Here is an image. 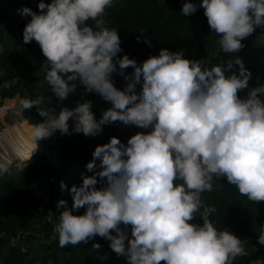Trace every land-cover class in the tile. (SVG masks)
<instances>
[{"label":"clouds","instance_id":"obj_1","mask_svg":"<svg viewBox=\"0 0 264 264\" xmlns=\"http://www.w3.org/2000/svg\"><path fill=\"white\" fill-rule=\"evenodd\" d=\"M112 3L40 0L39 11L18 9L30 17L23 42L34 40L46 58L40 69L49 93L62 102L78 81L84 93L97 94L111 105L97 119L88 99L58 110L48 95L20 99L23 108L35 105L43 118L32 126L34 145L57 131L71 134L69 121L71 132L85 136H96L102 126L116 121L150 129L136 132L126 143L110 137L93 150L85 165L92 174L82 172L79 186L60 182L71 204L58 200L52 239L63 248L100 236L126 264H233L236 257L249 255L248 240L226 226L218 228L210 219L216 208L205 204L201 194L212 191L213 182L223 177L248 200L264 201V82L249 86L251 72L239 55L211 67L204 58L190 59L184 50L166 47L139 64L127 54L118 56L117 28L104 20ZM198 7L225 54L239 53L245 37L264 29V0H183L180 13L189 16ZM139 33L138 41L144 37L150 43ZM129 66L133 71L125 75ZM117 68L127 81L122 89L110 78ZM15 83V78L5 80L0 89ZM24 161L16 167L22 168ZM196 216L202 224L190 222ZM256 239L264 246V222ZM250 264H264V259Z\"/></svg>","mask_w":264,"mask_h":264},{"label":"trees","instance_id":"obj_2","mask_svg":"<svg viewBox=\"0 0 264 264\" xmlns=\"http://www.w3.org/2000/svg\"><path fill=\"white\" fill-rule=\"evenodd\" d=\"M39 2L0 0V72H3L0 83L13 78L16 80L10 88L0 89V105L10 100L5 106H0V138L6 133L0 141L11 132L8 124L14 120L27 143V150L22 155L11 158L8 157L22 150L24 141L9 137L2 145L7 153L6 157L1 154L2 160L16 161L4 164L3 169L7 170L0 173V264H126L125 259L117 256L109 248V242L100 236H95L86 244L81 242L75 246L58 247L57 241L52 239V222L58 212V200L67 199L71 204L67 187L73 184L79 186L82 172L92 174L85 169V165L92 160V152L97 145L106 143L112 136L126 143L136 132L150 129L116 121L102 126V132L96 136H85L71 132L69 121L71 134L61 135L57 131L53 136L37 141V153V146L32 143L31 129L43 118L37 113L35 105L23 108L19 98H14L17 95L21 99H31L37 95L51 96L52 105L57 110L60 106L71 108L76 101L88 99L93 103L92 111L97 119L103 110L111 106L97 94L84 93L78 81L77 89L62 102L49 93L40 69V64L46 58L34 40L23 42L22 30L30 17L25 18L18 12L22 6L39 11ZM193 2L198 4L199 0ZM45 3H50V0H45ZM182 3L183 0H113L112 5L105 9L104 20L108 27L117 28L122 49L117 55L127 54L139 64L150 54L156 55L160 48L166 47L170 51L184 50V56L190 59L204 58L209 67L239 55L251 72L249 86L264 82V29L256 28L245 37L242 40L245 46L239 53L225 54L217 43L219 37L211 33L203 9L198 7L194 13L183 16L180 13ZM87 23L94 26L92 20ZM140 31L151 39L150 43L146 44L144 37L137 40ZM236 67L228 71H234ZM132 71L129 66L125 69V75ZM110 78L117 88L122 89L127 83L118 68ZM30 156L34 157L31 159ZM17 157L25 160L24 165L27 163L24 168L16 167L19 161ZM97 179L96 186L100 187V180ZM61 181L67 186L64 190L60 188ZM201 197L205 204L215 206L216 212L210 214V219L218 228L226 226L240 239L248 240L246 247L249 255L236 257L233 264H250L258 257L264 259V246L256 239L258 226L264 222V201L255 203L248 200L223 177L214 181L212 191L202 193ZM80 212H83V208ZM190 222L202 224L198 216ZM18 236H22L19 243L11 245L10 239H17ZM94 243L100 247L93 248Z\"/></svg>","mask_w":264,"mask_h":264},{"label":"rangeland","instance_id":"obj_3","mask_svg":"<svg viewBox=\"0 0 264 264\" xmlns=\"http://www.w3.org/2000/svg\"><path fill=\"white\" fill-rule=\"evenodd\" d=\"M15 98V97H14ZM14 98H12L11 100H13ZM18 98V97H17ZM7 102H4V104L2 103L1 105H3V106H5V104H6ZM0 105V106H1ZM2 106V107H3ZM1 107V108H2ZM0 119H1V114H0ZM22 120V119H21ZM23 121V123H25L24 122V120H22ZM8 128L10 129V130H12L11 131V133L6 137L5 136V138H4V140L6 139V141H8V138L10 137V138H17V139H21V140H23V138L24 137H22L21 136V132H22V130H21V128H19V126H18V124L14 121V120H12L9 124H8ZM0 131H1V129H0ZM24 141V140H23ZM26 143V142H25ZM26 147V146H25ZM0 153L2 154V155H4V157H6V155H7V153L2 149L1 150V148H0ZM1 159V158H0ZM17 159L18 160H20L18 157H17ZM15 161H16V159H15ZM15 161H3L2 159H1V162H0V168H3V165L4 164H8V163H11V162H15ZM27 165V163L22 167V168H24L25 166ZM6 169V168H5ZM7 170V169H6ZM19 243V242H18ZM17 245V244H16Z\"/></svg>","mask_w":264,"mask_h":264},{"label":"bare ground","instance_id":"obj_4","mask_svg":"<svg viewBox=\"0 0 264 264\" xmlns=\"http://www.w3.org/2000/svg\"><path fill=\"white\" fill-rule=\"evenodd\" d=\"M15 98H17V97H15ZM8 101H10V100H7L6 102H8ZM6 127V126H5ZM12 131V130H11ZM11 133V132H10ZM10 133H8L7 135H6V137L10 134ZM6 134V133H5ZM4 134V135H5ZM21 134V133H20ZM3 135V136H4ZM2 136V137H3ZM21 136L23 137V135L21 134ZM1 137V138H2ZM0 138V139H1ZM5 138V137H4ZM4 138H3V140L2 141H0V148H1V150L3 149L4 151H5V146H2V145H4L7 141H6V139L4 140ZM23 140H24V145H23V148H22V150L21 151H19V152H16V153H14L12 156H10V157H8V158H11V157H15V156H20V155H22L26 150H27V143H25L26 142V140H25V138H23ZM26 146V147H25ZM34 154V152L32 153V155ZM31 155V156H32ZM30 156V157H31ZM0 158H1V153H0ZM7 158V159H8ZM2 159V158H1ZM1 159H0V162H1ZM30 159V158H29Z\"/></svg>","mask_w":264,"mask_h":264},{"label":"built area","instance_id":"obj_5","mask_svg":"<svg viewBox=\"0 0 264 264\" xmlns=\"http://www.w3.org/2000/svg\"><path fill=\"white\" fill-rule=\"evenodd\" d=\"M11 163H13V162H11ZM18 237L19 238H17V239L16 238H11L10 239V244L15 246L17 244V242L20 241V239L22 238V236H18ZM23 251H25V249H23Z\"/></svg>","mask_w":264,"mask_h":264},{"label":"water","instance_id":"obj_6","mask_svg":"<svg viewBox=\"0 0 264 264\" xmlns=\"http://www.w3.org/2000/svg\"><path fill=\"white\" fill-rule=\"evenodd\" d=\"M16 97H18L19 98V100L21 99L18 95L16 96ZM23 111V110H22ZM37 145H38V143H37ZM38 147H37V153H38ZM34 157V156H33ZM33 157H31V159L33 158Z\"/></svg>","mask_w":264,"mask_h":264}]
</instances>
